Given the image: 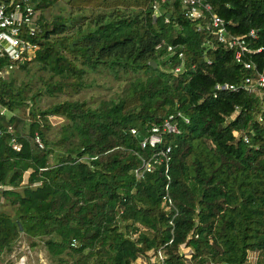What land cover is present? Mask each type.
<instances>
[{
  "label": "trees",
  "instance_id": "obj_1",
  "mask_svg": "<svg viewBox=\"0 0 264 264\" xmlns=\"http://www.w3.org/2000/svg\"><path fill=\"white\" fill-rule=\"evenodd\" d=\"M13 1L36 10L38 49L0 78V256L26 238L51 264H264V88L245 85L264 73V0H208L197 20L181 0L159 15L156 0ZM212 14L247 40L242 62ZM219 83L239 89L215 96ZM95 85L112 92L70 98ZM170 115L182 132L157 148L169 163L138 176L153 154L141 141Z\"/></svg>",
  "mask_w": 264,
  "mask_h": 264
},
{
  "label": "built area",
  "instance_id": "obj_2",
  "mask_svg": "<svg viewBox=\"0 0 264 264\" xmlns=\"http://www.w3.org/2000/svg\"><path fill=\"white\" fill-rule=\"evenodd\" d=\"M165 0H156L153 8L155 15H159L161 11V3ZM182 8L186 16L191 20L203 19L206 12L213 10L212 4L208 0H181ZM37 12L32 5L27 3H16L13 0L6 2L0 0V59L5 60L4 65L0 66V78L6 77L11 70L19 67L27 56H32L38 49V44L33 42L29 36L38 30L36 23ZM167 21H169L167 19ZM208 29L215 32L216 38L228 48L232 49L235 53V58L238 62H242L245 53L251 52L252 49L247 44L244 37L229 35L226 22L222 17L217 14H212L208 22ZM250 35L254 36L255 32L252 31ZM160 46V45H159ZM168 51L171 55L177 53V47L168 45ZM179 57H184V52H179ZM245 67L252 68V63H245ZM183 69V63L176 67L175 71L180 72ZM245 85L250 92H260L264 88V73H258L256 76L248 77ZM244 85V86H245ZM215 96L218 91L222 90H237L238 86L228 83L217 84L215 86ZM178 116L182 117L184 122L189 123V118L179 113ZM12 131L13 128L11 127ZM182 131L175 115H170L165 119L161 125H153L150 135L146 136L141 141L142 148H150L153 154L149 158L143 160V164L139 169H136L138 176L143 175L146 171H153L155 164L158 162L160 154L166 156L171 150V146L165 147L164 151H157L159 145L164 144L165 134H180ZM133 134H137L136 129H132ZM36 142L39 147H45L40 136H36ZM13 148L20 151L22 144L15 138L12 139ZM170 157L166 156V162L169 163ZM167 169L169 166L167 164ZM168 171V170H167ZM188 255L191 252L187 253ZM257 259L251 257L250 264H256ZM145 260L141 261L144 264ZM15 264H27L26 256H21Z\"/></svg>",
  "mask_w": 264,
  "mask_h": 264
},
{
  "label": "rangeland",
  "instance_id": "obj_3",
  "mask_svg": "<svg viewBox=\"0 0 264 264\" xmlns=\"http://www.w3.org/2000/svg\"><path fill=\"white\" fill-rule=\"evenodd\" d=\"M67 6L68 5L65 3V1H62L60 4V7H56L54 9H52V11L50 10L49 12H47L46 14H47V16H49L51 13L59 11L62 8L63 9L67 8ZM92 76L95 77V74ZM100 82H102V80H100ZM97 84H100V83H97ZM106 85L109 87H113L115 85V83H106ZM111 92L112 91L106 87H102L100 85L99 86L95 85V86H93V88L86 91V93L74 95L73 97L69 96V97L70 98H82V97H91V96H100V95L104 96V95L111 94ZM66 97H67V95H58V96H53V97L45 96V97H43V99L41 101V106L47 107V106L51 105L52 103H55L57 101L65 99ZM51 120L53 122L54 130L58 129L61 126V124L65 121L64 118L56 117V116L51 117ZM22 125H23V123H22ZM20 244H21L20 249H18L14 254L0 256V264H9L8 261L15 259L14 255H16L19 252V250L24 251V252L26 251L25 256L27 258V264H51L47 260L48 255H47V252L45 250V247L39 246V247L28 249L27 247L29 245V241L26 238L22 239ZM22 255L24 256V254H22ZM253 259H254V257H253Z\"/></svg>",
  "mask_w": 264,
  "mask_h": 264
},
{
  "label": "water",
  "instance_id": "obj_4",
  "mask_svg": "<svg viewBox=\"0 0 264 264\" xmlns=\"http://www.w3.org/2000/svg\"><path fill=\"white\" fill-rule=\"evenodd\" d=\"M152 64H153L154 66H157L156 62H154V61L152 62Z\"/></svg>",
  "mask_w": 264,
  "mask_h": 264
},
{
  "label": "crops",
  "instance_id": "obj_5",
  "mask_svg": "<svg viewBox=\"0 0 264 264\" xmlns=\"http://www.w3.org/2000/svg\"><path fill=\"white\" fill-rule=\"evenodd\" d=\"M253 256H255V254H252ZM253 258V257H252Z\"/></svg>",
  "mask_w": 264,
  "mask_h": 264
}]
</instances>
